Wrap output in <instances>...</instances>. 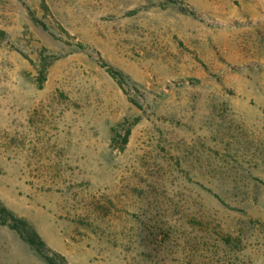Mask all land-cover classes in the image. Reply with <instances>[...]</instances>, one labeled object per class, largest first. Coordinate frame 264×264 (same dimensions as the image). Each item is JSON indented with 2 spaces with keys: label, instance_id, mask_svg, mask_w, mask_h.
I'll use <instances>...</instances> for the list:
<instances>
[{
  "label": "rangeland",
  "instance_id": "rangeland-1",
  "mask_svg": "<svg viewBox=\"0 0 264 264\" xmlns=\"http://www.w3.org/2000/svg\"><path fill=\"white\" fill-rule=\"evenodd\" d=\"M0 202L68 264H264V0H0Z\"/></svg>",
  "mask_w": 264,
  "mask_h": 264
},
{
  "label": "trees",
  "instance_id": "trees-1",
  "mask_svg": "<svg viewBox=\"0 0 264 264\" xmlns=\"http://www.w3.org/2000/svg\"><path fill=\"white\" fill-rule=\"evenodd\" d=\"M173 3L175 4L176 2ZM30 15L33 21L40 25L44 30H47L46 25L37 19L33 12H30ZM107 71L113 78L120 79V74L116 70L108 68ZM129 136L130 130L126 132L124 143L128 142ZM0 225L8 227L10 230L14 231L19 236L21 241L28 245L30 249L45 262V264H68L66 258L63 255L53 251L27 220L15 215L1 202Z\"/></svg>",
  "mask_w": 264,
  "mask_h": 264
}]
</instances>
